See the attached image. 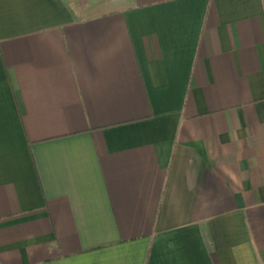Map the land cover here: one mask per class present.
Segmentation results:
<instances>
[{
  "label": "crops",
  "instance_id": "obj_1",
  "mask_svg": "<svg viewBox=\"0 0 264 264\" xmlns=\"http://www.w3.org/2000/svg\"><path fill=\"white\" fill-rule=\"evenodd\" d=\"M0 264H264V0H0Z\"/></svg>",
  "mask_w": 264,
  "mask_h": 264
}]
</instances>
